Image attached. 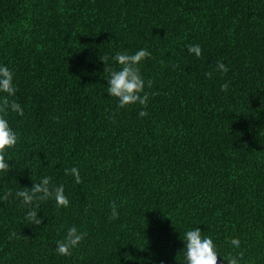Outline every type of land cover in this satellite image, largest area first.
Instances as JSON below:
<instances>
[{
  "label": "trees",
  "instance_id": "1",
  "mask_svg": "<svg viewBox=\"0 0 264 264\" xmlns=\"http://www.w3.org/2000/svg\"><path fill=\"white\" fill-rule=\"evenodd\" d=\"M139 49L149 100L120 108L108 69ZM4 65L24 115H5L18 142L0 172V264H186L197 227L219 264H264V0H0ZM46 176L69 206L40 202L28 225L15 193ZM72 226L87 235L59 255Z\"/></svg>",
  "mask_w": 264,
  "mask_h": 264
},
{
  "label": "clouds",
  "instance_id": "2",
  "mask_svg": "<svg viewBox=\"0 0 264 264\" xmlns=\"http://www.w3.org/2000/svg\"><path fill=\"white\" fill-rule=\"evenodd\" d=\"M187 51L189 54L195 55L199 58L202 55L201 47L196 44H188ZM151 53L146 49H139L134 54L127 52H117L113 57V61L120 66L117 69H108L109 78L107 79V95L112 96L118 100V107L124 108L128 105L139 104L143 107L147 106L149 94L144 91L145 81L141 76L138 65L145 58L150 57ZM104 62L107 57H100ZM105 70V69H104ZM228 67L220 61H217L215 71L226 73ZM209 78L211 73H205ZM152 81H147V86H152ZM228 82L220 86L221 91H227ZM16 86L13 83V73L7 65L0 66V93L5 94L0 98V172L8 173L12 167L5 159V151L9 148H14L18 142V135L10 128L5 115L11 111L20 116L24 115L23 108L15 100H9V97H14L16 94ZM143 93V94H142ZM147 115L146 111H140L138 116L143 118ZM74 177L75 183H82L79 170L76 167L65 169V175ZM51 177H44L39 183H32L30 188H22V190L15 193L21 204L27 209L25 220L28 225H41L44 217L37 218V209L40 202L54 200L56 207L67 208L69 200L64 194L63 185H53ZM11 195L9 191L0 200L6 201ZM110 220L117 219L119 213L117 205L112 204ZM12 235H15L13 233ZM87 233L79 232L75 226L67 230L65 237L56 242L55 251L62 256H70L72 249L77 247L79 243L85 238ZM11 238V237H10ZM184 250L186 264H219V255L216 251V246L210 237H202L200 228L189 230L184 234ZM231 245L236 248L240 247V241L236 238L230 240ZM243 259V253L238 257L229 256L226 258L227 264H239V260Z\"/></svg>",
  "mask_w": 264,
  "mask_h": 264
}]
</instances>
